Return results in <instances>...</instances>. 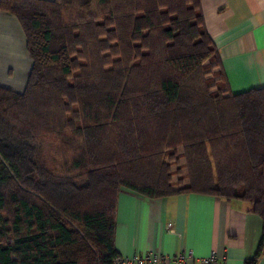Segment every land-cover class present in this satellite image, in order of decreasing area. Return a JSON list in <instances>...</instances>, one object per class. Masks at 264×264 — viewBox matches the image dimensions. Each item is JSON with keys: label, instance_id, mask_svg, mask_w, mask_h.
Masks as SVG:
<instances>
[{"label": "trees", "instance_id": "16d2710c", "mask_svg": "<svg viewBox=\"0 0 264 264\" xmlns=\"http://www.w3.org/2000/svg\"><path fill=\"white\" fill-rule=\"evenodd\" d=\"M0 10L17 19L30 60L19 90L0 84V109L41 117L71 147L53 172L34 134L0 119V264H112L123 189L247 202L261 231L243 264H255L264 83L229 89L200 0H0Z\"/></svg>", "mask_w": 264, "mask_h": 264}, {"label": "crops", "instance_id": "0c3cea01", "mask_svg": "<svg viewBox=\"0 0 264 264\" xmlns=\"http://www.w3.org/2000/svg\"><path fill=\"white\" fill-rule=\"evenodd\" d=\"M200 6L229 89L237 92L263 84L264 0H200ZM29 66L17 19L0 10V84L19 90ZM260 231L259 216L242 200L195 192L158 198L124 189L117 193L114 245L118 253L190 249L202 256L214 251L220 264H243L253 255ZM255 264H264V245Z\"/></svg>", "mask_w": 264, "mask_h": 264}, {"label": "rangeland", "instance_id": "374dc122", "mask_svg": "<svg viewBox=\"0 0 264 264\" xmlns=\"http://www.w3.org/2000/svg\"><path fill=\"white\" fill-rule=\"evenodd\" d=\"M18 114L19 113L15 109H0V119L3 121V124H5L7 129L10 131L27 130L32 132L36 142L40 146L41 157L44 160H47L49 164L48 168L56 173L63 171L71 157L70 145L59 139L53 133V129L47 126L43 120H41V117H36L35 121H29L25 123L24 121L18 119ZM51 120V118L48 119V121ZM63 122L65 121L63 120ZM30 125H32L34 129H31ZM45 133L49 134V141L45 140ZM61 158L64 160V162L61 161ZM172 168H174V166H172Z\"/></svg>", "mask_w": 264, "mask_h": 264}, {"label": "built area", "instance_id": "2783aa9c", "mask_svg": "<svg viewBox=\"0 0 264 264\" xmlns=\"http://www.w3.org/2000/svg\"><path fill=\"white\" fill-rule=\"evenodd\" d=\"M171 222H167L169 228ZM112 264H220L214 251L202 256H195L190 249L175 250L171 253H161L155 250L134 252L131 254L117 253Z\"/></svg>", "mask_w": 264, "mask_h": 264}]
</instances>
